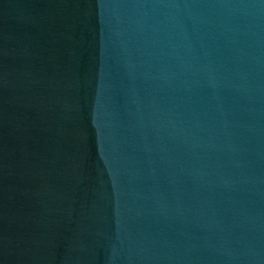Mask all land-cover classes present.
I'll return each mask as SVG.
<instances>
[{
  "label": "water",
  "instance_id": "95a60500",
  "mask_svg": "<svg viewBox=\"0 0 264 264\" xmlns=\"http://www.w3.org/2000/svg\"><path fill=\"white\" fill-rule=\"evenodd\" d=\"M0 264H264V0H0Z\"/></svg>",
  "mask_w": 264,
  "mask_h": 264
}]
</instances>
